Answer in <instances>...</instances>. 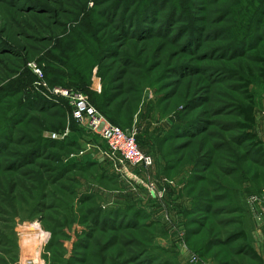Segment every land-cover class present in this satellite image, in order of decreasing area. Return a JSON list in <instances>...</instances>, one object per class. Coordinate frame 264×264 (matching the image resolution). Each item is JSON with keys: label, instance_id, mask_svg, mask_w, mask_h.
<instances>
[{"label": "rangeland", "instance_id": "1", "mask_svg": "<svg viewBox=\"0 0 264 264\" xmlns=\"http://www.w3.org/2000/svg\"><path fill=\"white\" fill-rule=\"evenodd\" d=\"M56 85L111 96L154 167ZM263 155L264 0H0V264H262Z\"/></svg>", "mask_w": 264, "mask_h": 264}, {"label": "built area", "instance_id": "2", "mask_svg": "<svg viewBox=\"0 0 264 264\" xmlns=\"http://www.w3.org/2000/svg\"><path fill=\"white\" fill-rule=\"evenodd\" d=\"M36 71L42 73L40 68H36ZM50 93L67 99L71 106L72 118L76 123L103 139L105 142L103 153L118 171L126 172L131 168H139L147 174L154 167L153 156L145 152L138 144L136 130L125 129L112 123L84 92L73 87L56 85L50 88ZM83 152L82 150L81 153ZM151 185L154 186L151 189L152 192H156L155 184L151 183ZM251 200L259 201L256 196ZM261 233L264 239V227Z\"/></svg>", "mask_w": 264, "mask_h": 264}, {"label": "trees", "instance_id": "3", "mask_svg": "<svg viewBox=\"0 0 264 264\" xmlns=\"http://www.w3.org/2000/svg\"><path fill=\"white\" fill-rule=\"evenodd\" d=\"M173 6L179 8L178 6H183V5L173 1ZM83 11L84 12L86 11L85 7L83 8ZM96 65H98V64H96ZM65 87H73V88H76V89L80 90V88L78 86H65ZM95 96L96 97H94V100H95L96 103H98V104H96L98 106V108L100 107L99 109L102 110V111L101 110L100 111L112 123L116 122L118 117L116 118V116H114L113 114H111L107 110L111 106V104H112L111 102H113L112 101L113 99L111 98V96L110 97L106 96L105 98L103 97V95L102 96L95 95ZM119 108L117 107L118 111H119ZM239 113H240V116L243 118V122H240V127L246 131V134L244 135V137L248 141L254 140L256 138L257 134L255 132L256 116H255V103L253 102V99H251L250 102H248L246 104H241L240 108H239ZM258 151L261 152L262 149L259 148ZM249 253L253 257H255L257 259H260V257L258 256L256 250L253 247H249Z\"/></svg>", "mask_w": 264, "mask_h": 264}, {"label": "crops", "instance_id": "4", "mask_svg": "<svg viewBox=\"0 0 264 264\" xmlns=\"http://www.w3.org/2000/svg\"><path fill=\"white\" fill-rule=\"evenodd\" d=\"M96 90H100V88H96ZM137 169H139V168H131L130 171H128V174H132V173L136 172ZM138 174H140V173H138ZM263 247H264V244H263ZM256 252H257V250H256ZM257 254L260 257V260H261L262 264H264V252L262 254H260L259 252H257Z\"/></svg>", "mask_w": 264, "mask_h": 264}]
</instances>
